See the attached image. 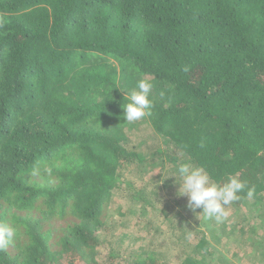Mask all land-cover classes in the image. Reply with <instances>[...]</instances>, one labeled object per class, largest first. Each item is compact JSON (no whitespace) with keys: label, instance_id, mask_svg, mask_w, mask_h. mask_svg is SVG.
Segmentation results:
<instances>
[{"label":"trees","instance_id":"1","mask_svg":"<svg viewBox=\"0 0 264 264\" xmlns=\"http://www.w3.org/2000/svg\"><path fill=\"white\" fill-rule=\"evenodd\" d=\"M261 158L264 0H0V264H264V170L224 223L176 175Z\"/></svg>","mask_w":264,"mask_h":264},{"label":"clouds","instance_id":"2","mask_svg":"<svg viewBox=\"0 0 264 264\" xmlns=\"http://www.w3.org/2000/svg\"><path fill=\"white\" fill-rule=\"evenodd\" d=\"M152 88V83L147 80L141 79L136 83V90L128 95V102L122 106L125 121L133 123L151 116ZM37 174L34 170L33 175ZM176 175L182 180L178 193L179 196H187V207L193 212L201 209L205 220H214L216 223H224L227 220L228 206L242 199L240 193H245L248 199L255 195V188H248L246 181L230 177L225 183L214 182L205 167L196 166L191 162L180 163ZM14 236L13 228L0 223V251L12 244Z\"/></svg>","mask_w":264,"mask_h":264},{"label":"rangeland","instance_id":"3","mask_svg":"<svg viewBox=\"0 0 264 264\" xmlns=\"http://www.w3.org/2000/svg\"><path fill=\"white\" fill-rule=\"evenodd\" d=\"M261 159H263V158H261ZM264 160V159H263ZM261 160H259V161H257V162H255V163H253L252 164V166H250V168L249 169H247L246 171H244V172H242L238 177H236L237 179H239V180H241V181H246V183H247V187L249 188V186H250V184H251V181H253V180H251L250 178H253L254 179V175H255V172L256 173H258V172H260V171H262V170H264V162H260ZM251 181H250V180ZM254 180H256V178L254 179ZM241 195V194H240ZM67 260H64L63 261V264H67ZM80 264H82V263H80ZM143 264V263H142ZM145 264H152V263H145Z\"/></svg>","mask_w":264,"mask_h":264}]
</instances>
